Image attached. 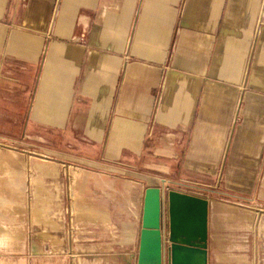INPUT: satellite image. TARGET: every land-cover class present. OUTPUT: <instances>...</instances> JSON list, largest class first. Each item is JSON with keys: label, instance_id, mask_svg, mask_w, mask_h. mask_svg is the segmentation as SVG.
<instances>
[{"label": "crops", "instance_id": "obj_1", "mask_svg": "<svg viewBox=\"0 0 264 264\" xmlns=\"http://www.w3.org/2000/svg\"><path fill=\"white\" fill-rule=\"evenodd\" d=\"M0 138L36 140L54 185L55 208L34 209L38 264H137L150 187L209 202L207 264L212 211L247 208L254 264L264 0H0Z\"/></svg>", "mask_w": 264, "mask_h": 264}, {"label": "rangeland", "instance_id": "obj_2", "mask_svg": "<svg viewBox=\"0 0 264 264\" xmlns=\"http://www.w3.org/2000/svg\"><path fill=\"white\" fill-rule=\"evenodd\" d=\"M12 139L16 141L13 145L15 149L0 147V160L7 166L5 170L0 169V223L17 233L21 241L10 253H0V262L38 264L39 256L46 252L44 249H39V241L43 237L40 232L42 227L40 222L35 221L34 209H41V215L53 210L56 204L55 189L54 185L45 186L44 180L40 178L38 166L41 160L39 153L35 152L38 142L32 140L31 146H24L22 141L17 142L18 138ZM162 191L165 202L167 190ZM223 204L232 206L234 210L227 217L216 215L214 211L210 215L209 263L242 264L241 261L245 258L251 261L255 250L248 247L252 241V234L248 229L252 230L253 219L249 218L247 208L242 210L243 216H238L240 214L235 206ZM164 215L166 217L165 204ZM163 229L166 232L165 218ZM164 250H166V242ZM256 251L258 253L256 252L254 264H264V249L260 248ZM61 257V264L74 262L65 255Z\"/></svg>", "mask_w": 264, "mask_h": 264}, {"label": "water", "instance_id": "obj_3", "mask_svg": "<svg viewBox=\"0 0 264 264\" xmlns=\"http://www.w3.org/2000/svg\"><path fill=\"white\" fill-rule=\"evenodd\" d=\"M163 195L158 187L144 192L137 264H164L165 240L167 264H207L209 202L174 190L164 202Z\"/></svg>", "mask_w": 264, "mask_h": 264}, {"label": "clouds", "instance_id": "obj_4", "mask_svg": "<svg viewBox=\"0 0 264 264\" xmlns=\"http://www.w3.org/2000/svg\"><path fill=\"white\" fill-rule=\"evenodd\" d=\"M14 247L13 237L6 232H0V253L8 254Z\"/></svg>", "mask_w": 264, "mask_h": 264}, {"label": "built area", "instance_id": "obj_5", "mask_svg": "<svg viewBox=\"0 0 264 264\" xmlns=\"http://www.w3.org/2000/svg\"><path fill=\"white\" fill-rule=\"evenodd\" d=\"M165 238V237H164ZM165 240V239H164ZM165 242H166V240H165Z\"/></svg>", "mask_w": 264, "mask_h": 264}]
</instances>
